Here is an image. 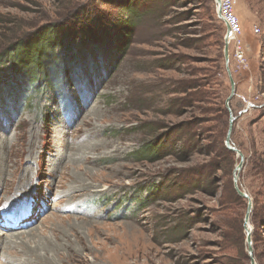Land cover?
Segmentation results:
<instances>
[{
	"label": "rangeland",
	"instance_id": "1",
	"mask_svg": "<svg viewBox=\"0 0 264 264\" xmlns=\"http://www.w3.org/2000/svg\"><path fill=\"white\" fill-rule=\"evenodd\" d=\"M123 1L0 0V52L44 27L77 29L80 8L97 15L94 41L68 47L69 85L0 61V213L20 206L15 239L48 241L54 264H264V0H235L242 64L214 0H132L134 15ZM229 120L243 161L223 149ZM236 218L244 242L228 244Z\"/></svg>",
	"mask_w": 264,
	"mask_h": 264
},
{
	"label": "trees",
	"instance_id": "2",
	"mask_svg": "<svg viewBox=\"0 0 264 264\" xmlns=\"http://www.w3.org/2000/svg\"><path fill=\"white\" fill-rule=\"evenodd\" d=\"M131 2L132 0H124L122 3H120L121 5H117V9L119 12L121 11L126 15H134L132 14V8H135V5H133ZM80 10L81 8L78 9L73 16L75 24L78 25L77 29H65L62 27V25L44 27L43 29H40L34 33L33 35L35 36L32 38L17 42L11 52L6 51V49L1 51L0 61L2 62L7 60L10 62V69L16 75L22 72L24 76L31 81H33V79L36 80V78L42 79L43 83H45V86H48L47 84H50L52 80L59 79L60 77L62 79L63 77L66 78V82L64 83L69 85L67 66L69 64H73L77 58L76 54L74 53L73 46L72 51L69 53L67 51L69 50L68 47L71 46V44L76 39L85 44L87 42L94 41L95 38L90 30L84 31V29L88 28L87 24L95 19L97 15L92 13V16L89 17L88 12L92 10L91 7H89V11ZM125 18L126 20L129 19V17L121 16L118 22L123 23V19ZM135 18L136 17H134V19ZM115 22V20L110 19L108 23L106 22V24H104V27H108V30L112 32L122 31V26L118 24V22ZM91 24L92 25L90 26L92 27L93 23ZM59 47L63 51L60 53V55H55L54 49ZM55 59L59 60L60 63H57ZM16 70L19 71L17 72ZM191 141L192 137H187L186 143ZM223 149L226 153L229 152L226 148ZM203 174V172L199 174H192L191 177L203 176ZM167 180L169 181L168 178ZM199 183H204L207 185V177L202 178ZM161 188L168 189V187H165L164 185H161ZM230 230L232 231L230 237H233L231 240L229 239L230 237H226L228 244H230L231 241H233L235 245L237 243L241 244L244 242L243 228L238 218H236V222L230 225Z\"/></svg>",
	"mask_w": 264,
	"mask_h": 264
},
{
	"label": "bare ground",
	"instance_id": "3",
	"mask_svg": "<svg viewBox=\"0 0 264 264\" xmlns=\"http://www.w3.org/2000/svg\"><path fill=\"white\" fill-rule=\"evenodd\" d=\"M88 152L83 156L86 160L89 159V153L93 150L92 146L86 148ZM86 156V157H85ZM92 159V158H91ZM65 192L71 197H73V190H65ZM23 227L22 223L16 226V229H21ZM12 227L8 226L2 228L0 226V259H4L8 263H17V264H54L51 258L48 257L50 252H53V247L48 241H44L43 243H33L32 247L27 245L26 243L20 241L17 242L15 237L17 235L14 234L16 231H12ZM248 230V229H247ZM10 233L7 235L6 233ZM3 240L6 241V245L3 248ZM16 248H20L21 251L18 252ZM18 258V260H11Z\"/></svg>",
	"mask_w": 264,
	"mask_h": 264
},
{
	"label": "built area",
	"instance_id": "4",
	"mask_svg": "<svg viewBox=\"0 0 264 264\" xmlns=\"http://www.w3.org/2000/svg\"><path fill=\"white\" fill-rule=\"evenodd\" d=\"M235 0H214L215 15L223 25L225 34L223 40L225 46L232 48L230 59L237 64L245 62L244 46L242 42L243 29L238 16L235 13ZM253 32L257 34L258 28H254ZM230 64L227 56V64Z\"/></svg>",
	"mask_w": 264,
	"mask_h": 264
},
{
	"label": "water",
	"instance_id": "5",
	"mask_svg": "<svg viewBox=\"0 0 264 264\" xmlns=\"http://www.w3.org/2000/svg\"><path fill=\"white\" fill-rule=\"evenodd\" d=\"M223 56H224V62H225V66H226V64H227V50H226V47L223 50ZM226 68H227V75H228L229 85H230V95L225 101V107L229 111L228 105H229L231 97L233 96V93H234V83H233V81L231 79V76L229 74V70H228L227 66H226ZM231 129H232V121L229 120V127H228V130H227V133H226V137H225V141H224L225 148L227 150L235 153L240 158V161H243V156L240 153V151L237 148H235L234 146H232L231 143H230ZM240 169H241V164L238 165V168L235 167V171L234 172L236 173V170L240 171ZM236 179H237V177L235 175L234 176V183H236ZM235 189H236V192H237L239 197H242V198H245V199L248 200V203H247V215H248L250 210H251V203H250L247 195L237 188V185H235ZM245 231H246V244H247V247H248V250H249L250 249V237H249L250 236V231H248L247 228H245Z\"/></svg>",
	"mask_w": 264,
	"mask_h": 264
}]
</instances>
